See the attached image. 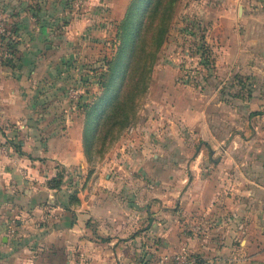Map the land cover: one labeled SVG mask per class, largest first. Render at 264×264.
I'll list each match as a JSON object with an SVG mask.
<instances>
[{
  "label": "crops",
  "instance_id": "obj_1",
  "mask_svg": "<svg viewBox=\"0 0 264 264\" xmlns=\"http://www.w3.org/2000/svg\"><path fill=\"white\" fill-rule=\"evenodd\" d=\"M131 1L85 0L77 7L71 0H0L16 40L12 64L0 59V264H167L162 254L182 245L201 264H264V150L250 157L238 150L242 140L205 139L210 153L198 146L183 157L181 124L202 134L211 130L210 119L204 123L196 93L162 85L157 100L167 93L185 107L173 102L158 119L160 136L149 144L143 135H125L118 149L141 142V153L88 160L82 107L69 101L60 78L40 75L60 52L83 46L87 16L117 22ZM207 1L204 36L222 61L251 51L264 59V0ZM77 62L65 68L66 83L75 82ZM168 133L176 143L167 156ZM148 146L160 152L149 157ZM102 161L118 170L105 181ZM58 171L62 181L52 187L47 180Z\"/></svg>",
  "mask_w": 264,
  "mask_h": 264
},
{
  "label": "rangeland",
  "instance_id": "obj_2",
  "mask_svg": "<svg viewBox=\"0 0 264 264\" xmlns=\"http://www.w3.org/2000/svg\"><path fill=\"white\" fill-rule=\"evenodd\" d=\"M72 5L75 6L74 3ZM207 6V0L162 1L161 8L156 13L153 25L155 24V31L158 19L161 16L165 18L167 26L163 42L154 54L153 61L150 63V56L147 55V51L152 46L149 43V35L151 33L149 32L146 54L142 52L139 59L143 57V61L140 67H136V72L131 77L133 79L130 82L128 80L129 83L127 84L129 89H133L134 86L137 90L140 89L138 91L139 96L134 105V115L128 124L121 127V129H116L119 126L111 123L113 124L112 128L108 131L109 124H105L106 133L104 131L100 134V139L97 140L96 146L101 150L99 152L101 159L109 155L110 152L117 157L124 156L126 153L133 154L132 150L141 153V142L128 150L126 145L122 149H118V146L121 145H117L118 141L122 136L131 135L133 137L136 133L135 135L146 137V139L143 137V143L147 140L151 144L152 140L160 136V132L162 131V125L160 121L158 123V119L165 118L164 113L170 112L169 110L174 106V103L182 108L185 107L183 100H176V97L171 94L165 93L164 96L161 95V98L157 100L155 96L157 90L162 85L165 87L164 90L170 93L178 91H180V95L188 92L191 94L196 93L198 99L196 104L204 109V123L208 125V119H210L208 127L211 130H206L202 134L198 132L200 131L199 129L197 131L188 129L184 124L179 125L181 128L180 140L182 143L184 141L187 143L184 146L185 152H182L183 157L189 158L194 154L198 146H203L205 154L210 153V149L204 142L205 139H215L216 142L232 139L242 140L243 143L237 146L239 147V151L242 149V154L250 157L262 154L261 152L264 150V112L251 116H249V112L255 109L264 110V59H260L257 57V53L254 54L251 51L247 54L245 53L242 59H236L235 62H232V58L229 61H226V59L222 61V53L215 48L214 43L207 41L204 36L206 34L204 31L208 29L205 19L208 15ZM88 18L89 16L85 18V22L87 21L84 25L86 29L85 36L83 33L79 35L83 40L84 47L81 45L77 46L80 48L74 47L73 51L71 50V55H65V50L60 52L61 57L58 58L52 70L40 75L45 76V78H60L59 84L62 87L64 86L66 91L70 86H74L79 87L82 94L84 92L91 93L88 97L89 100L85 98V101L92 107L93 103L98 100V97L105 90L106 83H108L107 81L111 72L108 60L112 57L115 58L114 54L119 41V34L116 32L121 20L117 22L110 21L108 24H105V22L99 19ZM92 25L93 27L89 29V26ZM202 39H205V44H203V47H200ZM5 54L4 47L0 45V59ZM49 56L50 59H57L58 57L56 53L53 55L50 53ZM77 60H79L80 64L79 74L76 75L75 82H72V84L66 83L65 79L69 78L70 74L65 68H68L72 64L76 65L78 63ZM59 62L60 64H58ZM142 75L147 81L146 90L141 89L143 88L140 82ZM154 78L157 79L154 80ZM152 79L155 82L150 88ZM92 85H94V88ZM113 86L114 83L111 85V88ZM150 90L151 94L148 93ZM82 96H80L77 102H85ZM68 99L70 102L74 101L70 96H68ZM83 107L85 118L88 106ZM119 117L121 115H115L116 120ZM147 119L149 120V127L145 131L142 126H145L146 123L144 121ZM113 121L111 120L110 122ZM167 122L169 121L167 120ZM105 126L101 127V131ZM171 134H166V141L164 143L166 147L164 154L167 156L172 152L170 148H172L173 143H176V136ZM148 147L147 155L149 157H152L157 151L160 152V149H156L154 146ZM218 148L219 154L222 148L220 146ZM105 161L98 164V172L99 174L101 173L99 180L101 181H105L106 174L110 176L118 172L114 167L106 164ZM100 184L103 185L104 183Z\"/></svg>",
  "mask_w": 264,
  "mask_h": 264
},
{
  "label": "trees",
  "instance_id": "obj_3",
  "mask_svg": "<svg viewBox=\"0 0 264 264\" xmlns=\"http://www.w3.org/2000/svg\"><path fill=\"white\" fill-rule=\"evenodd\" d=\"M163 0H132L126 14L121 19L118 47L115 52V58L108 60V66L111 68L109 80L106 83L105 90L98 97L92 107L84 103H79V106L84 109L83 106H88L85 113L86 125L90 127L89 135L85 139L84 150L88 160L95 158L100 155V148L98 149L97 140H99L100 134L104 131L106 133L105 124H109L108 131L111 130V123L117 124L116 129H121V127L128 124L130 119L134 115V105L136 99L139 96V90L134 86L133 89H129L127 84L133 79L131 78L136 72V67H140L143 61V57L139 59L142 52L145 53L147 45V36L149 35V43L151 48L147 51V55L150 56V63L153 61L154 54L159 49V46L163 42L164 34L166 31V20L163 16L158 19L154 31V21L156 18V13L160 10ZM156 35V39L154 38ZM16 40L14 35L10 33H5L0 35V45L4 47L5 56L2 57V61L12 64V54L14 52V44ZM205 39H202L203 47ZM207 43V42H206ZM205 47V45H204ZM206 48V47H205ZM204 51V50H203ZM146 54V53H145ZM110 61V62H109ZM146 77V76H145ZM129 80V82H128ZM140 82L143 85L142 90H146V78L143 75L140 78ZM114 86L111 88V85ZM132 83V82H131ZM108 86V87H107ZM132 86V84H131ZM104 89V88H103ZM144 92V91H142ZM264 112V110H252L249 112V116ZM115 115H121L119 119L116 120ZM114 120L113 122H110ZM105 126L101 131V127ZM109 134V133H108ZM106 140V139H105ZM8 142V140H5ZM12 143V142H11ZM16 146H18L16 144ZM63 173L58 171L55 176L47 180L48 184L52 187H57L62 181Z\"/></svg>",
  "mask_w": 264,
  "mask_h": 264
},
{
  "label": "built area",
  "instance_id": "obj_4",
  "mask_svg": "<svg viewBox=\"0 0 264 264\" xmlns=\"http://www.w3.org/2000/svg\"><path fill=\"white\" fill-rule=\"evenodd\" d=\"M85 0H73L75 6H80ZM8 33L7 25L5 22L4 11L0 6V35ZM68 96L71 97L74 102H77L82 96L79 87L70 86L67 90ZM0 149L5 150V146L0 144ZM9 233H13V228L8 229ZM161 261L167 264H201L202 258L193 252L186 245H182L177 250L169 251L161 256Z\"/></svg>",
  "mask_w": 264,
  "mask_h": 264
},
{
  "label": "water",
  "instance_id": "obj_5",
  "mask_svg": "<svg viewBox=\"0 0 264 264\" xmlns=\"http://www.w3.org/2000/svg\"><path fill=\"white\" fill-rule=\"evenodd\" d=\"M85 97V96H84Z\"/></svg>",
  "mask_w": 264,
  "mask_h": 264
}]
</instances>
